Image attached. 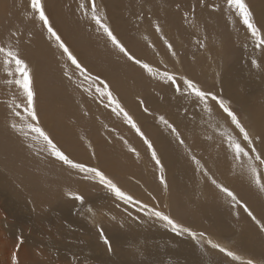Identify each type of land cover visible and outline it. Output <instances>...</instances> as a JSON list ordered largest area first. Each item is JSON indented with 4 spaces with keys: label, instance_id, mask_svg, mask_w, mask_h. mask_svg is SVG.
I'll return each mask as SVG.
<instances>
[{
    "label": "rangeland",
    "instance_id": "rangeland-1",
    "mask_svg": "<svg viewBox=\"0 0 264 264\" xmlns=\"http://www.w3.org/2000/svg\"><path fill=\"white\" fill-rule=\"evenodd\" d=\"M42 2L54 31L86 69V73L82 74L76 69L68 60L67 54L63 53L55 38L49 36L38 14L31 9V0H0V47L18 52L28 65L39 121L38 123L31 121L25 111V94L19 84L16 83L20 76L15 70L14 63L11 65L5 63L3 55H0V264H35V260L36 264H90L89 259L85 258L86 256L83 254L87 251H80V246H71V244L75 246L77 241L71 239L68 243L70 238L66 236L69 239L67 241L65 236L62 237L66 231L76 233L75 236L80 239L79 244L88 243L94 237L98 238L95 233L100 234L104 243L105 237L107 239L109 236L108 243L104 247L107 245L108 247H105L106 252L110 251V254L114 253L117 257L133 250L128 238L135 237V230L149 229L150 233L153 232L150 234L153 241H155L154 238L157 240L158 237L168 240V232L166 231L170 227L172 233L181 232L174 230L166 221L154 216V211H161L164 215L172 218L174 222L188 230L185 232L189 236H193L190 233H196L195 237L199 239L201 244L200 253L204 252L203 249L214 257L224 260L231 258L232 260L228 259V263L233 261L232 264H249V262L261 264L250 253L251 251L244 253L243 245L247 242L245 235L257 245H264V215H262L264 214V188L261 187V184H264V163H261V159H264V51L262 50L264 48L256 47V41L243 24V20L236 9L229 7L228 0H42ZM245 3L252 13L253 22L264 34V30H262L264 29V0H245ZM93 4L96 14L104 24L110 27L127 52L142 63L155 68L152 73L129 60L112 44L92 18ZM256 8L259 10L255 11ZM259 11L263 12L261 14L263 16L258 13ZM256 12L259 16L256 15ZM168 16L171 18L169 19ZM166 19L170 21L167 22ZM230 20L233 21L234 25L227 23ZM216 21L220 25L216 24ZM195 23L200 25V28L195 26ZM159 24H165V26H159ZM168 24L170 25L168 26ZM172 26L175 30L172 29ZM225 26L227 27L225 28ZM233 26V30L236 31L234 36L231 35L233 30L226 32ZM158 28L159 30H157ZM187 28L188 31H186ZM66 29L70 32L66 33ZM171 36L176 37L171 38ZM202 36L207 39H202ZM243 37L244 39H242ZM183 38L185 39L183 40ZM147 39L148 41H146ZM38 43H42V47ZM84 45L85 49L83 50ZM253 46L256 51L253 50ZM160 48L166 52L162 57L157 52V49ZM84 53L87 54L84 55ZM90 53L94 55L91 54L90 56ZM164 55H167L165 57L168 64L165 63ZM177 60L179 64L181 63V67L177 65ZM253 61L255 64L252 63ZM253 70L257 73H253ZM165 73L177 78L178 83L182 85L179 92L175 91L176 85L168 81ZM136 79L138 80L136 81ZM184 79L193 81L202 90L215 94L219 99L224 100L237 114L253 144L248 145L247 141L243 140L242 134L215 102L206 104L200 101L198 103V99L192 91L183 85ZM117 80L118 82H116ZM119 82L124 84L121 83V85L123 84L121 86ZM229 83L232 88L227 85ZM104 86L108 91H111L116 102L119 100L120 107L125 109L124 111L143 132L144 137L152 143L163 165L166 186L160 182V167L152 159L151 150L148 149L143 138L140 139L141 136L129 125L119 109L114 111L115 113L112 111L115 103L106 101V97L101 92H97L98 88L104 89ZM241 94H243L242 97H240ZM232 95H236V100L233 99L234 96ZM243 96L246 97L243 98ZM201 103L202 106H198ZM195 111H199L197 112L198 116L195 115ZM17 112L19 115H16ZM99 113H102L104 120ZM160 118L173 126L175 125L179 136H176V133ZM30 123L42 128L53 143L74 163H80L105 173L104 175L126 195L131 196L133 201L120 199L109 188L102 185L98 177L94 178L91 174L71 168L54 156L51 162L55 165L58 164L57 171L60 178L58 187L64 192H68L67 195L72 198L76 195L82 196L83 203L73 198L75 202L70 204V207L73 208H70L72 211L69 215L67 212L63 214L62 211H56L57 206L54 200V204L44 209L38 208L36 205L30 206L29 200L32 195L30 190H25V184L30 183L31 179L36 183V180L39 179L38 176H41V170L39 171L37 167H46L37 163L36 156H33L34 151H36L35 147L43 148L42 144L45 143L44 146L49 148L42 137L30 131ZM61 126L64 128L60 129ZM170 133L176 137V140L172 141L168 137L171 136ZM152 137H157L156 141ZM180 139H183V144L179 142ZM233 139L245 148L247 155L235 153L234 146H229ZM253 147L255 152L252 151ZM14 154L22 157L19 158L20 156ZM257 156L260 159H257ZM30 160L36 163L31 164ZM109 160L113 162L108 165ZM197 160L200 162L199 164L196 163ZM150 168L153 169V173L150 172ZM254 168L256 172H253ZM257 174H259L260 184L257 183ZM5 179L11 182L9 183ZM213 179L217 184L229 189L237 199L233 201L228 197L216 184L212 183ZM35 186L40 187L39 184ZM12 192L14 193L12 194ZM56 193H53V197H57L58 193ZM49 196L51 198L50 192ZM13 197H16L17 200ZM60 198H56L59 204L63 202ZM19 201L20 203H18ZM230 205L232 206L230 207ZM73 209H75L74 212ZM249 212L252 213L251 216L248 214ZM233 213L238 215L234 217ZM43 217L49 221L45 227H43L45 224L41 222ZM247 220L249 221L247 222ZM198 223H200V227ZM229 224L231 225L229 226ZM59 225L61 228H58ZM246 226L250 230H256L254 231L255 237L242 234ZM261 226L262 228H260ZM49 227L51 229H48ZM57 228L60 234L52 237V232L49 233V230L54 231ZM44 229L49 234L43 231ZM259 229L261 230L259 231ZM86 230L90 233H86ZM114 232H117L116 235ZM201 234L203 235L201 236ZM204 235L212 236V243L216 245L218 243V247L213 248L209 242L202 247ZM139 236L141 238L147 237L145 232L139 233ZM220 237L223 239H220L221 242L217 240ZM113 242L117 243L114 249L110 247ZM78 243L77 245H79ZM232 244H235L234 248H238V250L234 249ZM149 246L151 247V245ZM221 247L225 249V252L219 251ZM130 249L132 250L130 251ZM69 250L70 252H68ZM87 250L90 251L88 256L92 260L94 258L93 261L100 260L94 256L98 253L101 254L102 251L94 253L92 250ZM24 251L27 253L28 261L22 258ZM213 251L219 252V254H215ZM229 251L233 253V256L227 255ZM242 253L250 259L241 257ZM29 255L32 257L31 259ZM104 264L114 263L109 261Z\"/></svg>",
    "mask_w": 264,
    "mask_h": 264
},
{
    "label": "bare ground",
    "instance_id": "bare-ground-1",
    "mask_svg": "<svg viewBox=\"0 0 264 264\" xmlns=\"http://www.w3.org/2000/svg\"><path fill=\"white\" fill-rule=\"evenodd\" d=\"M172 1V0H171ZM178 1V0H177ZM180 1V0H179ZM254 1V0H253ZM184 2V1H183ZM177 3V2H176ZM166 5H168V4H166ZM181 5V4H180ZM163 6V5H162ZM169 6V5H168ZM166 7V6H165ZM174 7V6H173ZM164 8V7H163ZM169 8V7H168ZM181 8V7H180ZM260 8V7H259ZM103 9V8H102ZM165 9H167V8H165ZM167 10H169V9H167ZM186 10V9H185ZM257 10H259V9H257L256 8V10L255 11H257ZM262 10V9H261ZM264 11V10H263ZM155 12V11H154ZM210 12V11H209ZM261 11H259L258 13L261 15L263 12H261ZM157 13H158V11H157ZM157 13H155V15H157ZM207 14V13H206ZM221 13H219V15H220ZM229 14V13H228ZM231 14V13H230ZM154 15V16H155ZM162 15V14H161ZM256 15H257V12H256ZM263 15H264V13H263ZM263 15H261V16H263ZM162 16H166V15H162ZM214 16V15H213ZM217 16V15H216ZM221 16V15H220ZM219 16V17H220ZM257 16H259V15H257ZM159 17H160V14H159ZM222 17H223V14H222ZM226 17V16H225ZM141 18V17H140ZM153 18V17H152ZM156 18V17H155ZM168 18H169V16H168ZM171 18V17H170ZM169 18V19H170ZM172 18H174V17H172ZM258 18H260V17H258ZM264 18V17H263ZM262 18V19H263ZM87 19V18H86ZM155 20V19H154ZM233 20V19H232ZM232 20H230V22H228L227 21V23H229V25H234V23H233V21ZM256 20V19H255ZM148 21V20H147ZM150 21V20H149ZM166 21H167V19H166ZM168 21H170V20H168ZM167 21V22H168ZM172 21V20H171ZM145 22V21H144ZM163 22V21H162ZM165 22V21H164ZM200 22V21H199ZM237 22V21H236ZM148 23V22H147ZM180 23V22H179ZM215 23V22H214ZM219 24L220 25V23L218 22V21H216V24ZM87 24V23H86ZM149 24H151V23H149ZM158 24V23H157ZM167 24V23H166ZM196 24V23H195ZM225 24V23H224ZM237 24V23H236ZM258 25H259V23H257ZM261 24H262V22H261ZM165 26V24H162V25H160L159 24V26ZM170 24H168V26H169ZM174 25H175V23H174ZM219 25H218V27H219ZM226 25V24H225ZM147 26H148V24H147ZM158 26V25H157ZM195 26H197V27H199L200 28V25H195ZM173 27L174 26H172V29H173ZM192 27H194V26H192ZM217 27V28H218ZM221 27V26H220ZM219 27V28H220ZM227 26H225V28H226ZM231 27V26H230ZM264 27V26H263ZM151 28H153L152 26H151ZM150 28V29H151ZM165 28V27H164ZM191 28V27H190ZM222 28V27H221ZM147 29H148V27H147ZM170 29V28H169ZM177 29V28H176ZM183 29V28H182ZM198 29V28H197ZM203 29V28H202ZM234 29V26L228 31H226V32H230L231 30H233ZM149 30V29H148ZM154 30V29H153ZM165 30V29H164ZM173 30H175V29H173ZM178 30V29H177ZM190 30V29H189ZM218 30V29H217ZM216 30V31H217ZM222 30H223V28H222ZM221 30V31H222ZM262 30H264V29H262ZM155 31V30H154ZM186 31H188V28H187V30ZM197 31V30H196ZM219 31V30H218ZM69 33L70 31H68L67 29H66V33ZM143 32H145V31H143ZM156 32V31H155ZM160 32V31H159ZM165 32V31H164ZM169 31H168V29H167V33H168ZM173 33H174V31H172ZM180 32V31H179ZM195 32V31H194ZM193 32V33H194ZM220 32V31H219ZM225 32V31H224ZM223 32V33H224ZM235 32L236 31H232L231 32V35H235ZM246 32V31H245ZM153 33V32H152ZM172 33V34H173ZM177 33V32H176ZM212 33V32H211ZM221 33V32H220ZM222 33V34H223ZM262 33V32H261ZM171 34V35H172ZM183 34V33H182ZM194 34H196V33H194ZM214 34V33H213ZM251 34V33H250ZM70 35V34H69ZM145 36H146V34H144ZM152 35V34H151ZM154 35H155V33H154ZM153 35V36H154ZM156 35H157V33H156ZM165 35H166V32H165ZM174 35H175V33H174ZM173 35V36H174ZM200 35H203V34H200ZM242 35H244V34H242ZM145 36H143V37H145ZM168 36H169V33H168ZM173 36H171V38L173 37ZM178 36V35H177ZM221 36V35H220ZM247 36H249V35H247ZM67 37V36H66ZM70 37V36H69ZM140 37L142 38V35H140ZM155 38H156V36H154ZM176 37V36H175ZM175 37H173V38H175ZM228 37V36H227ZM226 37V38H227ZM236 37V36H235ZM242 37V36H241ZM246 37V36H245ZM180 38V37H179ZM195 38V37H194ZM197 38V37H196ZM202 39H204L203 38V36L201 37ZM229 38V37H228ZM239 38V37H238ZM253 38V37H252ZM161 39V38H160ZM185 38H183V40H184ZM207 38H205L204 40H206ZM219 39V38H218ZM217 39V40H218ZM242 39H244V37L242 38ZM242 39H240V40H242ZM157 40V39H156ZM159 40V39H158ZM169 40H170V38H169ZM173 40V39H172ZM179 40H181V39H179ZM188 40V39H187ZM190 40H191V38H190ZM229 40V39H228ZM236 40V39H235ZM250 40H251V37H250ZM144 41V40H143ZM146 41H148V39L146 40ZM150 41V40H149ZM166 41V40H165ZM171 41V40H170ZM186 41V40H185ZM193 41V40H192ZM199 41H201V40H199ZM76 42H78V41H76ZM95 42V41H94ZM102 42V41H101ZM140 42V41H139ZM158 42V41H157ZM167 42V41H166ZM179 42V41H178ZM203 42V41H202ZM223 42V41H222ZM254 42V41H253ZM44 43V42H43ZM72 43V42H71ZM97 43V42H96ZM95 43V44H96ZM143 43V42H142ZM146 43V42H145ZM148 43V42H147ZM146 43V44H147ZM160 43V42H159ZM174 43V42H173ZM256 43V42H255ZM40 43H38V45H39ZM42 44V43H41ZM40 44V47H42V45ZM75 44V43H74ZM79 44V43H78ZM186 44V43H185ZM45 45V44H44ZM73 45V44H72ZM77 45V44H76ZM75 45V46H76ZM81 45V44H80ZM80 45H78L79 47H80ZM100 45H101V43H100ZM177 45V44H176ZM151 46V45H150ZM171 46V48H173L172 47V45H170ZM182 46H184V45H182ZM54 47V46H53ZM82 47V46H81ZM91 47V46H90ZM159 47V46H158ZM161 47V46H160ZM167 47H168V45H167ZM178 47V46H177ZM257 47V46H256ZM48 48V47H47ZM142 48V47H141ZM151 49H152V47H150ZM165 48V47H164ZM163 48V49H164ZM209 48V47H208ZM211 48V47H210ZM254 46H253V50H254ZM49 49V48H48ZM83 50L85 49V45H84V47L82 48ZM81 49V50H82ZM180 49L182 50V48L180 47ZM230 50V49H229ZM263 51H264V49H262ZM51 51V50H50ZM77 51V50H76ZM152 52H153V50H151ZM163 50L160 48L159 50L157 49V52H158V54H160L159 56H163V54H166V52H165V50L162 52ZM173 51V50H172ZM171 51V52H172ZM217 51V50H216ZM252 51V50H251ZM254 51H256V50H254ZM261 51V50H260ZM46 52V51H45ZM87 52V51H86ZM162 54H161V53ZM209 52V51H208ZM211 53L213 52V51H210ZM262 52V51H261ZM100 53V52H99ZM182 53V52H181ZM51 54V53H50ZM85 54H87V53H84V55ZM91 54L92 53H90V56H91ZM155 54V53H154ZM180 54V53H179ZM218 54H219V52H218ZM260 54V53H259ZM263 54V53H262ZM261 54V55H262ZM92 55H94V54H92ZM177 55V54H176ZM209 55V54H208ZM248 55H250L249 53H248ZM256 55V54H255ZM79 56V55H78ZM81 56V55H80ZM100 56V55H99ZM118 56V55H117ZM165 56H167V55H164V57ZM173 56H174V53H173ZM210 56H212V55H210ZM157 57V56H156ZM178 57V56H177ZM213 57V56H212ZM253 57H255V56H253ZM84 58V57H83ZM105 58H106V56H105ZM143 58V57H142ZM211 58V57H210ZM217 58V57H216ZM221 58V57H220ZM232 58V60H233V57H231ZM251 58V57H250ZM93 59V58H92ZM176 59V58H175ZM178 59V58H177ZM164 60V59H163ZM165 60H166V57H165ZM95 61H97V60H95ZM103 61V60H102ZM105 62V61H104ZM246 62V61H245ZM62 63V62H61ZM165 63H167V60L165 61ZM177 65L178 66H182L181 65V63L179 64V61L177 60ZM253 63V62H252ZM168 64V63H167ZM214 64V63H213ZM255 64V63H254ZM108 66V65H107ZM110 66V65H109ZM214 66V65H213ZM250 66V65H249ZM252 66V65H251ZM255 66V65H254ZM91 68V67H90ZM254 68V67H253ZM257 68V67H256ZM155 69V68H154ZM181 69V68H180ZM251 69V68H250ZM106 70V69H105ZM172 70V69H171ZM254 70H255V68H254ZM253 70V73L255 72ZM101 71V70H100ZM98 72H99V70H98ZM259 72V71H258ZM91 73H93V72H91ZM96 73V72H95ZM181 73H182V71H181ZM211 73H212V71H211ZM252 73V74H253ZM255 73H257V72H255ZM99 74V73H98ZM109 74V73H108ZM132 74H133V72H132ZM229 74V73H228ZM140 75V74H139ZM143 75V74H142ZM182 75V74H181ZM185 75V74H184ZM256 75V74H255ZM82 76H84V75H82ZM115 76V75H114ZM224 76H226V74H224ZM246 76V75H245ZM79 78H80V76H78ZM104 77H106V76H104ZM128 77V76H127ZM233 77V76H232ZM244 77V76H243ZM77 78V77H76ZM85 78V77H84ZM119 78H120V76H119ZM118 78V79H119ZM122 78H123V76H122ZM125 78V77H124ZM209 78V77H208ZM81 79V78H80ZM131 79H133V78H131ZM130 79V80H131ZM135 79V78H134ZM225 80H226V78H224ZM223 79V80H224ZM89 80V79H88ZM92 80V79H91ZM90 80V81H91ZM109 80V79H108ZM127 80H129L128 78H127ZM126 80V81H127ZM138 79H136V81H137ZM224 80V81H225ZM247 80V79H246ZM255 80V79H254ZM95 81V80H94ZM98 81V80H97ZM102 81V80H101ZM100 81V82H101ZM124 81V80H123ZM210 81V80H209ZM116 82H118V80L116 81ZM139 82V81H138ZM90 83H92V82H90ZM96 83V82H95ZM102 83V82H101ZM101 83H99V84H101ZM120 83V82H119ZM118 83V84H119ZM121 83H123V82H121ZM121 83H120V85H121ZM132 83V82H131ZM134 83V82H133ZM224 83H226V81L224 82ZM116 84V83H115ZM124 84V83H123ZM122 84V85H123ZM130 84V83H129ZM102 85V84H101ZM121 85V86H122ZM132 85V84H131ZM136 85V84H135ZM229 87H231L230 86V83L229 84H227ZM97 86H99V85H97ZM134 86V85H133ZM172 86V85H171ZM131 87V86H130ZM207 87V86H206ZM114 88V87H113ZM117 88V87H116ZM134 88H135V86H134ZM168 88V87H167ZM170 88V87H169ZM205 88V87H204ZM222 88V87H221ZM226 88V87H225ZM232 88V87H231ZM122 89V88H121ZM138 89H140V88H138ZM246 89H248V88H246ZM107 90V89H106ZM115 90V89H114ZM119 90V89H118ZM223 90V89H222ZM225 90V89H224ZM230 90V89H229ZM176 91V90H175ZM228 91V90H227ZM232 91V90H231ZM236 91H238V90H236ZM235 91V92H236ZM125 91H124V89H123V93H124ZM129 92H130V90H129ZM229 92V91H228ZM245 92V91H244ZM131 93L133 94V91H131ZM117 94V93H116ZM122 94V93H121ZM126 94V93H125ZM235 94V93H234ZM96 95V94H95ZM127 95V94H126ZM134 95V94H133ZM132 95V96H133ZM236 95L237 96H239L238 95V93H236ZM236 95L234 96V95H232V96H234V98L233 99H235L236 100ZM242 95L243 94H241V96L240 97H242ZM247 95V94H246ZM66 96V95H65ZM192 96V95H191ZM231 96V95H230ZM97 97V96H96ZM102 97V96H101ZM128 97V96H127ZM139 97V96H138ZM193 97V96H192ZM244 97H246V96H243V98ZM252 97V96H251ZM66 98H68V97H66ZM103 98V97H102ZM101 98V99H102ZM124 98V97H123ZM172 98V97H171ZM97 99H98V97H97ZM107 99V98H106ZM192 99V98H191ZM247 99H249V98H247ZM129 100V99H128ZM68 101H69V99H68ZM97 101V100H96ZM99 101V100H98ZM97 101V102H98ZM105 101V100H104ZM106 101H109L108 99L106 100ZM105 101V102H106ZM119 101V100H118ZM117 101V102H118ZM125 101H127L126 100V98H125ZM130 101V100H129ZM128 101V102H129ZM148 101V100H147ZM194 101H196V100H194ZM233 101V100H232ZM116 102V101H115ZM247 102V101H246ZM108 103V102H107ZM119 103V102H118ZM123 103V102H122ZM133 103V102H132ZM199 103V102H198ZM197 103V104H198ZM111 104V103H110ZM172 104V103H171ZM195 104V103H194ZM240 104V103H239ZM84 105V104H83ZM82 105V106H83ZM126 106L128 105V104H125ZM131 105V104H130ZM189 105H191V104H189ZM212 105V104H211ZM250 105V104H249ZM88 106V105H87ZM110 106V105H109ZM121 106V105H120ZM125 106V107H126ZM140 106V105H139ZM196 106V105H195ZM194 106V107H195ZM198 106H202V103L200 104V105H198ZM215 106V105H214ZM81 107V106H80ZM84 107V106H83ZM111 107V106H110ZM138 107V106H137ZM158 107H160V106H158ZM76 108H78V107H76ZM75 108V110H77ZM82 108V107H81ZM89 108V107H88ZM92 108V107H91ZM100 108V107H99ZM104 108V107H103ZM113 108H114V105H113ZM123 108V107H122ZM135 108V107H134ZM204 108V107H203ZM202 108V109H203ZM244 108V107H243ZM79 109V108H78ZM90 109V108H89ZM95 109V108H94ZM101 109V108H100ZM70 110H72L71 108H70ZM80 110V109H79ZM96 110V109H95ZM110 110H112V109H110ZM125 110V109H124ZM130 110V109H129ZM239 110V109H238ZM83 111V110H82ZM89 111V110H88ZM92 111V110H91ZM103 111H104V109H103ZM113 111V110H112ZM132 111H133V108H132ZM205 111V110H204ZM249 111V110H248ZM251 111V110H250ZM85 112V111H84ZM96 112V111H95ZM98 112V111H97ZM106 112V111H105ZM114 112V111H113ZM164 112V111H163ZM197 112H199V111H197ZM196 111H195V115L196 116H198L199 114L197 113ZM91 113V112H90ZM103 113V112H102ZM102 113L100 114L99 113V115H101V117L103 118V120H104V117L102 116ZM107 113V112H106ZM111 113V112H110ZM115 113V112H114ZM97 114V113H96ZM156 114V113H155ZM203 114H205V113H203ZM224 114V113H223ZM94 115V114H93ZM98 115V116H99ZM107 115V114H106ZM113 115V114H112ZM166 115V114H165ZM194 115V116H195ZM212 115V114H211ZM109 117H110V114L108 115ZM108 116H106L107 118H108ZM100 117V118H101ZM71 118V117H70ZM86 118V117H85ZM89 118V117H88ZM92 119V118H91ZM109 119V118H108ZM161 119V118H160ZM201 119V118H200ZM209 119V118H208ZM223 119H224V115H223ZM85 120V119H84ZM158 121V120H157ZM260 121V120H259ZM73 122V121H72ZM77 122V121H76ZM82 122V121H81ZM86 122V121H85ZM84 122V123H85ZM88 122V121H87ZM97 122V121H96ZM138 122V121H137ZM140 122V121H139ZM193 122V121H192ZM195 122V121H194ZM200 122V121H199ZM228 122V121H227ZM69 123V122H68ZM78 123V122H77ZM216 123V122H215ZM65 124V123H64ZM73 124H75V123H73ZM82 124H83V122H82ZM93 124V123H92ZM106 124V123H105ZM162 124V123H161ZM63 125V124H62ZM69 125H70V123H69ZM157 125V124H156ZM218 125H219V123H218ZM262 125V124H261ZM83 126V125H82ZM87 126H88V124H87ZM86 126V127H87ZM175 126V125H174ZM215 126V125H214ZM256 126V125H255ZM63 126H61L60 127V129L62 128ZM84 127V126H83ZM82 127V128H83ZM89 127V126H88ZM94 127H96V126H94ZM101 127V126H100ZM104 127V126H103ZM216 127H217V125H216ZM64 128V127H63ZM105 128V127H104ZM110 128V127H109ZM45 129V128H44ZM85 130H86V128H84ZM98 129V128H97ZM152 129V128H151ZM46 130V129H45ZM96 130V129H95ZM94 130V131H95ZM181 130V129H180ZM193 130V129H192ZM89 131V130H88ZM103 131V130H102ZM144 131V130H143ZM187 132V131H186ZM148 133V132H147ZM191 133V132H190ZM262 133V132H261ZM87 134V133H86ZM94 134V133H93ZM110 134V133H109ZM157 135V134H156ZM159 135H160V133H159ZM159 135H158V137H159ZM170 135L171 136H168L172 141L173 140H176V137L175 136H173V134L172 133H170ZM261 135V134H260ZM103 136H104V134H103ZM149 136H150V134H149ZM153 136H154V134H153ZM164 136V135H163ZM166 136V135H165ZM176 136H177V134H176ZM94 137V136H93ZM153 138V137H152ZM157 138V137H156ZM155 137L153 138V140L154 141H156L155 139H156ZM198 138V137H197ZM140 139H142V137L140 138ZM163 139V138H162ZM79 140V139H78ZM144 140V139H143ZM166 140V139H165ZM167 140H168V138H167ZM118 141H120V140H118ZM128 141V140H127ZM126 141V142H127ZM134 141V140H133ZM160 141V140H159ZM191 141V140H190ZM153 142V141H152ZM200 142V141H199ZM111 143V142H110ZM118 143V142H117ZM128 143V142H127ZM159 143H162V142H159ZM16 144V143H15ZM41 144V143H40ZM45 144V143H44ZM44 144H42V146H43V148H40V147H35V149H36V151H34L35 153L33 154V156H36L35 158L37 159V163H41V164H43V165H45L46 167H44V166H40V167H37V168H39V171L41 170V176H38L39 177V179H37L36 181V183L34 182V181H32V179H31V181H30V183H27V184H25V190L26 191H29L30 190V192H31V198H30V200H29V203H31L30 204V206L32 205V206H34V205H36V206H38V208H42V209H44L45 207L47 208V207H49L51 204H54L53 203V200H54V202H55V204H56V211H62L63 212V214L65 213V212H67V215H69L70 214V211H72V210H70V208H73V207H70V204L71 203H73V202H75V200L71 197V196H68L67 195V193L66 192H64L62 189H60L59 187H58V185H59V181H60V178H59V174H58V171H57V167H58V164H54L53 162H51V160H53L54 159V155L52 156V152H51V150L49 149V148H47L46 146H44ZM82 144V143H81ZM94 144V143H93ZM112 144V143H111ZM124 144V143H123ZM130 144V143H129ZM154 144H156V143H154ZM206 144V143H205ZM12 145V144H11ZM119 145H122L121 143H119ZM136 145H137V143H136ZM140 145V144H139ZM163 145V144H162ZM22 146V145H21ZM111 146V145H110ZM113 146V145H112ZM111 146V147H112ZM138 146V145H137ZM141 146V145H140ZM23 147H24V145H23ZM71 147V146H70ZM120 147V146H119ZM130 147H132L131 145H130ZM136 147V146H135ZM165 147V146H164ZM169 147V146H168ZM127 148H128V146H127ZM145 148V147H144ZM211 148V147H210ZM31 149V148H30ZM74 149V148H73ZM94 149H95V146H94ZM132 149V148H131ZM133 149H134V147H133ZM132 149V150H133ZM147 149V148H146ZM149 149V148H148ZM219 149V148H218ZM10 150V149H9ZM21 150V149H20ZM29 151H31V150H29ZM74 151V150H73ZM84 151V150H83ZM114 151H116V150H114ZM10 152V151H9ZM9 152H8V154H9ZM11 152H13V151H11ZM102 152V151H101ZM110 152V151H109ZM160 152V151H159ZM227 152V151H226ZM14 153V152H13ZM18 154V153H17ZM16 154V155H17ZM97 154V153H96ZM98 154H99V152H98ZM115 154V153H114ZM15 155V154H14ZM15 155V156H16ZM102 155V154H101ZM11 156H12V154H11ZM14 156V157H15ZM18 156V155H17ZM20 156V155H19ZM18 156V157H19ZM30 156V155H29ZM32 156V155H31ZM32 156V157H33ZM51 156H52V159H51ZM100 156V155H99ZM115 156V155H114ZM13 157V156H12ZM22 156H20L19 158H21ZM103 157V156H102ZM166 157V156H165ZM16 158V157H15ZM18 158V159H19ZM25 158H26V156H25ZM203 158H204V156H203ZM17 159V160H18ZM23 159H24V157H23ZM22 159V160H23ZM103 159H104V157H103ZM111 159V158H110ZM25 160V159H24ZM24 160H23V162H24ZM171 160V159H170ZM96 161V160H95ZM163 161V160H162ZM169 161V160H168ZM215 161V160H214ZM99 162H100V160H99ZM105 162V161H104ZM111 162H113V161H110L109 160V163H108V165L111 163ZM15 163V162H14ZM30 163L32 164V163H36L35 161L34 162H31V160H30ZM18 164H19V162H18ZM173 164V163H172ZM22 165H24V164H22ZM38 165V164H37ZM105 165V164H104ZM203 165V164H202ZM95 166V165H94ZM142 166V165H141ZM171 167H173V166H171ZM175 167V166H174ZM110 168V170H111V167H109ZM118 168V167H117ZM141 168V167H140ZM152 168H154V167H152ZM176 168V167H175ZM175 168H174V170H175ZM120 169H122V168H120ZM147 169V168H146ZM149 169V168H148ZM151 169V168H150ZM155 169V168H154ZM142 170V169H141ZM203 170V169H202ZM112 171V170H111ZM144 171V170H143ZM153 171V169H151V171L150 172H152ZM19 172V171H18ZM114 172V171H113ZM119 172H121V171H119ZM122 173V172H121ZM136 173V172H135ZM141 173H143V172H141ZM140 173V174H141ZM153 173V172H152ZM192 173V172H191ZM105 174V173H104ZM124 174V173H123ZM151 174V173H150ZM163 174H165L164 172H163ZM182 174V173H181ZM2 175V174H1ZM130 175V174H129ZM179 175V174H178ZM177 175V176H178ZM58 176V177H57ZM132 176V175H131ZM135 176V175H134ZM148 176V175H147ZM165 176V175H164ZM180 176V175H179ZM178 176V177H179ZM209 176V175H208ZM21 177H22V175H21ZM149 177V176H148ZM182 177H183V174H182ZM181 177V178H182ZM26 178V177H25ZM31 178H33V176H31ZM120 178H121V176H120ZM137 179L139 178V177H136ZM140 178H141V176H140ZM139 178V179H140ZM165 178V177H164ZM181 178H179L181 181H182V179ZM184 178V177H183ZM228 178V177H227ZM35 179V178H34ZM188 179V178H187ZM5 180H8V179H5ZM126 180V179H125ZM117 181V180H116ZM115 181V182H116ZM141 181V180H140ZM177 181V180H176ZM8 182L10 183L11 181H9L8 180ZM121 182V181H120ZM146 182L147 183H149L147 180H146ZM177 182H179V181H177ZM183 182H184V180H183ZM40 185V187H36L35 185ZM124 184H122V186H123ZM179 185H180V183L178 184V187H179ZM183 185H184V183H183ZM125 186V185H124ZM182 186V185H181ZM176 187V186H175ZM174 187V188H175ZM185 187V186H184ZM126 188V187H125ZM155 188V187H154ZM145 189V188H144ZM149 189V188H148ZM181 190V189H180ZM182 190H183V188H182ZM59 191V192H58ZM125 191V190H124ZM130 191V190H129ZM49 192L51 193V198H50V196H49ZM55 192H57L58 193V195H57V197H53V193H55ZM128 192V191H127ZM14 192H12V194H13ZM56 193V194H57ZM130 193V192H129ZM193 193V192H192ZM260 193H262L263 194V192H260ZM11 194V193H10ZM166 194H167V192H166ZM17 195V194H16ZM23 195V194H22ZM21 195V196H22ZM67 195V196H66ZM13 196V195H12ZM15 196V195H14ZM192 196V195H191ZM194 196V195H193ZM17 197V196H16ZM16 197H13V198H16ZM61 197V198H60ZM75 197V196H74ZM204 197V196H203ZM18 198V197H17ZM17 198H16V200H17ZM56 198H60L63 202L62 203H57V199ZM138 198V197H137ZM145 199V198H144ZM259 199V201H260V198H258ZM263 199V198H262ZM21 200V199H20ZM14 201V200H13ZM79 201V200H78ZM135 201V200H134ZM258 201V202H259ZM14 202H16V201H14ZM27 202V201H26ZM263 202H264V200H263ZM17 203V202H16ZM18 203H20V201L18 202ZM147 203V202H146ZM231 204V203H230ZM21 205H22V203H21ZM15 206V205H14ZM17 206H19L18 204H17ZM25 206V205H24ZM232 205H230V207H231ZM53 207V206H52ZM78 207V206H77ZM77 207H75V208H77ZM21 208H22V206H21ZM86 208V207H85ZM91 208V207H90ZM89 208V209H90ZM259 208V207H258ZM91 209H93V208H91ZM90 209V210H91ZM253 209V208H252ZM262 209V208H261ZM74 210L75 209H73V212H74ZM94 210V209H93ZM78 211V210H77ZM224 211V210H223ZM253 211V210H252ZM95 212V211H94ZM139 212V211H138ZM235 212H238L237 210H235ZM260 212H261V210H260ZM76 213V212H75ZM91 213V212H90ZM105 213V212H104ZM29 214V213H28ZM219 214L221 215V212H219ZM231 214H232V212H231ZM262 214V213H261ZM67 215H66V217H67ZM222 215L224 216V213H222ZM238 214L237 213H233V216L234 217H236ZM242 215V214H241ZM245 215H247L246 213H245ZM262 215H264V214H262ZM261 215V216H262ZM73 216V215H72ZM248 216V215H247ZM246 216V217H247ZM259 216V215H258ZM40 217V216H39ZM68 217H70V216H68ZM264 217V216H263ZM262 217V218H263ZM18 218H20V217H18ZM22 218V217H21ZM23 218H24V216H23ZM230 218H232L231 216H230ZM245 217L243 216V219H244ZM41 219V218H40ZM70 219V218H69ZM99 219V218H98ZM208 219V218H207ZM221 219H222V216H221ZM247 219V218H246ZM245 219V220H246ZM250 219V218H249ZM251 219H252V217H251ZM250 219V220H251ZM23 220V219H22ZM66 220V219H65ZM95 220V219H94ZM179 220V219H178ZM201 220V219H200ZM19 221V220H18ZM38 221V220H37ZM64 221V220H63ZM211 221V220H210ZM249 220H247V222H248ZM15 222V221H14ZM28 222V221H27ZM26 222V223H27ZM41 222H43L45 225H43V227H45L47 224H49V221L48 220H46V218H42V221ZM73 222V221H72ZM199 222V221H198ZM222 222H224V221H222ZM259 222V221H258ZM38 223V222H37ZM194 223V222H193ZM244 223V222H243ZM251 223V222H250ZM260 223V222H259ZM38 224H40V223H38ZM166 224V223H165ZM202 224V223H201ZM205 224V223H204ZM226 224H228V223H226ZM264 224V223H263ZM84 225V224H83ZM200 225V223H198V226ZM213 225V224H212ZM219 225H220V223H219ZM231 224H229V226H230ZM41 226V225H40ZM39 226V227H40ZM197 226V225H196ZM201 226V225H200ZM199 226V227H200ZM228 226V228L230 229V227ZM259 226V225H258ZM48 227V226H47ZM86 227V226H85ZM190 227V226H189ZM207 227V226H206ZM215 227V226H214ZM222 227V226H221ZM226 227V226H225ZM244 227V226H243ZM41 228V227H40ZM58 228H61V225H59V227ZM58 228L56 229V230H54V231H50L49 230V233H51L52 234V237H54V236H57V235H59L60 234V232H58L57 230H58ZM182 228V227H181ZM195 228V227H194ZM197 228V227H196ZM195 228V229H196ZM202 228V227H201ZM204 228V227H203ZM223 228V227H222ZM227 228V227H226ZM242 228V227H241ZM259 228V227H258ZM260 228H262V226L260 227ZM48 229H51L50 227L48 228ZM65 229H66V227H65ZM64 229V230H65ZM182 229H184V228H182ZM244 229V228H243ZM2 230V229H1ZM140 230V229H139ZM202 230V229H201ZM200 230V231H201ZM211 230V229H210ZM222 230V229H221ZM231 230V229H230ZM233 230V229H232ZM237 230V229H236ZM261 229H259V231H260ZM3 231V230H2ZM43 231H46L47 232V230H43ZM97 231V230H96ZM133 231V230H132ZM170 231V232H169ZM195 231V230H194ZM203 231H204V229H203ZM207 231V230H206ZM241 231V230H240ZM239 231V232H240ZM254 231H256L255 229H253V230H250V228H248V226H246L245 227V229L243 230V233L242 234H247V235H252V236H254L255 237V235H254ZM90 233L88 230H86V233ZM129 232H131L130 230H129ZM141 232H145L146 233V235H147V237L146 238H141L140 236H139V233H141ZM166 232H168L167 233V237L169 238L168 240H163V239H161V237H158V239L156 240V238H154V240L156 241H153V238L151 239V236H150V234L152 233L153 234V232H149V229H141L140 231H137V230H135L134 231V234H135V237L133 238H128V239H130V244L132 245V249H130V251L131 252H129V251H126V252H129V253H124V254H121V256L120 257H117L114 253H112V254H110V251L109 252H106V246L104 247V245H105V243H104V240H103V238H101L100 237V234L98 233H95L97 236H98V238L96 237H94L92 240H90V241H88V243L87 242H84V243H81V244H79L78 243V241L80 240V239H78L76 236H75V234H73L72 232H70V231H66L64 234H63V236L62 237H68V238H70V240L66 237V240L68 241V243L71 241V239H73L75 242L77 241V243L79 244V245H77V243H76V245L74 246V245H72L71 243V246H73V247H79L80 246V248H79V250L80 251H87V253L86 252H84L83 254H84V256H86L85 258H88L89 259V262H90V264H104V263H106V262H111V263H114V264H232V262L231 263H228V261L229 260H232L231 258H227V260H224V259H221V258H219V257H214V256H212L210 253H208L207 251H205V250H203L202 249V251H204V252H202V253H200L199 252V250L201 249V244H200V242H199V239H197L195 236L197 235L196 233H193L194 234V236H189L188 234H186V232L184 231L183 233H182V231L181 232H176V233H172V231H171V227L170 228H168L167 229V231ZM238 232V233H239ZM1 233V232H0ZM3 233V232H2ZM48 233V232H47ZM48 233V234H49ZM55 233V234H54ZM117 233V232H116ZM116 233L114 232V235H116ZM165 233V232H164ZM212 233V232H211ZM219 233H220V231H219ZM225 233H227V232H225ZM50 234V235H51ZM110 234V233H109ZM118 234H119V232H118ZM260 234V233H259ZM261 234H262V232H261ZM43 235V234H42ZM128 235V234H127ZM166 235V234H165ZM238 235V234H237ZM236 235V236H237ZM240 235V234H239ZM119 236V235H118ZM134 236V235H133ZM145 236V235H144ZM162 236H164V235H162ZM202 236V235H201ZM226 236V235H225ZM259 236H261V235H259ZM46 237V236H45ZM90 237H93V236H90ZM120 237V236H119ZM165 237V236H164ZM215 237V236H214ZM235 237V236H234ZM244 237V236H243ZM50 238V237H49ZM108 238H109V236H108ZM107 238V239H108ZM163 238V237H162ZM217 238H218V236H217ZM253 238V237H252ZM0 239H1V237H0ZM47 239V238H46ZM105 239H106V237H105ZM117 239V238H116ZM161 239V240H160ZM167 239V238H166ZM220 239H221V237L219 238V239H217V240H219L220 241ZM242 239V238H241ZM245 241H247L246 242V244L245 243H243L242 242V244H245V245H243V248H244V253H247V251L249 252V251H251L250 253H252L253 255H254V257H256L255 259L257 260V261H259L261 264H264V245L263 244H260V245H257L256 243H254L252 240H251V238H246V235H245ZM262 239H263V237H262ZM110 240V239H109ZM120 240V239H119ZM122 240V239H121ZM209 240H212V236H209V235H204L203 236V238H202V241H203V244H202V247H203V245L204 244H206L207 242H209ZM216 240V241H217ZM221 240H223V239H221ZM236 240V239H235ZM234 240V241H235ZM255 240V239H254ZM260 240V239H259ZM66 241V242H67ZM201 241V242H202ZM241 241V240H240ZM256 241H258V240H256ZM65 242V243H66ZM75 242H72V243H74L75 244ZM81 242H83V241H81ZM118 242V241H117ZM142 242V243H141ZM212 242V241H211ZM221 242V241H220ZM219 242V243H220ZM238 242V241H237ZM260 243H261V241H259ZM2 243H3V241H2ZM69 244V245H70ZM110 244H111V241H110ZM117 243L116 242H113L112 243V246H110V247H112L113 249H114V247H116L117 245H116ZM228 244V243H227ZM235 244H238V243H235ZM235 244H232V245H234L233 246V248L235 247ZM3 245V244H2ZM18 245V244H17ZM67 245V244H66ZM149 245H151V247L149 246ZM217 245H218V243H217ZM239 245V244H238ZM237 245V246H238ZM230 246V245H229ZM242 246V245H241ZM63 247V246H62ZM66 248H67V246H65ZM108 247V246H107ZM131 247V246H130ZM138 247H141V248H138ZM211 247V246H210ZM71 248V247H70ZM112 248H111V250H112ZM227 248V247H226ZM243 248H241V249H243ZM71 249H74V248H71ZM78 249V248H77ZM87 249H89V250H92V252H96L97 253V251H102V253L101 254H95L96 256H94V257H98L100 260L99 261H93L94 260V258H93V260H92V258L90 257V256H88L89 255V252H88V250ZM129 249V248H128ZM234 249H237L238 250V248H234ZM23 250V249H22ZM117 250V249H116ZM124 250V249H123ZM211 250H213L212 248H211ZM113 251V250H112ZM115 251V250H114ZM215 251H216V249H215ZM231 251H233V250H231ZM23 252V251H22ZM68 252H70V250L68 251ZM124 252V251H123ZM122 252V253H123ZM214 252V251H213ZM24 253H25V251H24ZM22 254L23 255V257L22 258H24L25 260L28 258V256H26L27 255V253H25V254ZM46 253V252H45ZM215 253V252H214ZM239 253H240V251H239ZM244 253H242V255H241V257H244V258H246V259H250L249 257H246L245 255L246 254H244ZM28 254H29V252H28ZM67 254V253H66ZM71 254V253H70ZM83 254H81L82 256H83ZM91 254V253H90ZM215 254H219V252H217V253H215ZM221 254V253H220ZM92 255V254H91ZM93 256V255H92ZM248 256V255H247ZM29 257H30V255H29ZM32 257H30V259H31ZM34 259V258H33ZM97 259V258H96ZM229 259V260H228ZM235 259V258H234ZM16 260V259H15ZM98 260V259H97ZM26 261H28V259L26 260ZM30 261V260H29ZM28 263V262H27ZM236 263V262H235ZM251 264H252V262H250ZM255 263V262H254ZM258 263V262H257ZM11 264V263H10ZM18 264V263H17ZM35 264H36V260H35ZM237 264V263H236Z\"/></svg>",
    "mask_w": 264,
    "mask_h": 264
},
{
    "label": "snow or ice",
    "instance_id": "snow-or-ice-1",
    "mask_svg": "<svg viewBox=\"0 0 264 264\" xmlns=\"http://www.w3.org/2000/svg\"><path fill=\"white\" fill-rule=\"evenodd\" d=\"M229 7H234L236 11L239 13L243 20V24L247 27V29L250 31L251 36L254 38V40L257 43V47L264 48V34L261 33V29L257 27L256 23L253 22V16L252 13L248 7V5L245 3V0H228ZM31 9L34 11V13L38 14L40 21L43 23V25L46 27L47 32L49 33L50 37H54L57 41L59 47L63 50L64 54H67V58L69 61H71V64L76 67L82 74L86 73V69L81 65V63L78 61L76 56L73 55V53L70 51L69 47L66 46V44L61 40V37L54 31L53 26L46 14L45 6L42 2V0H31ZM93 20L95 21V24L102 29L103 33L106 34V36L111 40L112 44L119 49L121 53H123L129 60L133 61L134 63L140 65L143 69H146L149 73H152L154 71L153 68H151L148 64L142 63L140 60L135 59L133 56H131L125 47L120 43V41L117 39V37L114 35L113 31L110 29V27L107 24H104L101 20V18L96 14L95 6L93 4ZM159 30V28L157 29ZM170 47V46H169ZM0 55H3L4 62L11 65L14 63L15 70L17 73H19L20 79L16 81L17 84H19L20 88L23 90L25 94L26 104H25V111L27 112L28 117L31 119V121H38L36 109H35V93L32 89V79H31V73L28 69V65L25 63V61L20 57L18 52H14L11 49H5L4 47H0ZM255 63V61H253ZM165 76L167 77L168 81L176 85V91H180L182 85L178 83L177 78L173 75H169L168 73H165ZM183 85H186L188 89L192 91V93L195 95V97L198 99V102L202 101L206 104L210 102H215L220 109H222L223 113L226 114V116L230 119L231 123L235 126L236 129L239 130V133L242 134L243 140L247 141L248 145H252L253 141L249 136V133L245 129V127L240 122L237 114L224 102V100L219 99L217 95L212 94L208 91L202 90L196 83H194L191 80L184 79ZM104 89H106V86H104ZM101 88L97 89V92H101L108 100L109 102L115 103V107L113 108V111H116L119 109L120 113H123L124 118L128 121L129 125L136 130V132L144 139V143L147 145V147L151 150L152 159L155 161L156 165L160 167V182L161 184H164L166 186V180L164 179V169L163 165L161 164V161L157 155V152L155 148L153 147L152 143L144 137L143 132L139 129V127L136 125V123L131 119V117L125 112L119 105L118 102H115V98L112 96L111 91L104 90ZM147 111V110H146ZM16 115H19L17 112ZM162 122L167 124L171 130L179 136V133L177 132L176 128L169 124L168 121L163 120L161 118ZM15 127V125H13ZM30 131L37 133L40 137L43 138V140L47 143L49 148L52 150L53 155L59 160L62 161L64 164L69 165L71 168L78 169L80 172L91 174L94 178L98 177L99 182L102 185H105L107 188H109L117 197H119L122 200L125 201H133V198L129 195H126L121 189L115 185L110 179H108L101 171L86 167L83 164L80 163H74L72 160L69 159L67 155H65L57 146L53 143V141L50 139V137L44 132V130L40 127L33 126L31 123L29 124ZM181 144L184 143L183 139H180L179 141ZM230 147L234 146L235 153L237 155L248 153L246 152L245 148L242 147V145L238 142H236L235 139L230 141ZM252 151L255 152V148H252ZM257 159H260L259 156H257ZM197 164L200 162L197 160ZM261 163H264V159H261ZM253 172H256V169H253ZM213 184H216L218 188L228 197H230L233 201H235L237 198L236 196L226 187H223L213 179ZM257 183L260 184V178L259 174H257ZM261 187L264 188V184H261ZM74 199L79 200L81 203H83V197L76 195L73 197ZM247 210V209H246ZM154 216L158 217L159 219L166 221L167 224L171 225L174 230L177 231H188L187 229H182L179 224L174 222L172 218H170L167 215H164L161 211H154ZM250 216L252 215L251 212L248 213ZM255 219V217H253ZM194 236V234L190 233ZM203 235V234H201ZM108 241L105 239V244H107ZM209 243L212 244L213 248H217L218 246L209 240ZM220 252H225L224 248L219 249ZM228 256H233V253L231 251L227 252ZM250 264V262H249Z\"/></svg>",
    "mask_w": 264,
    "mask_h": 264
}]
</instances>
